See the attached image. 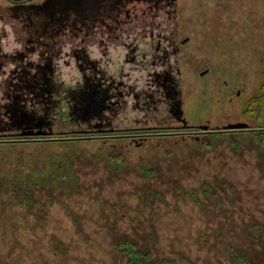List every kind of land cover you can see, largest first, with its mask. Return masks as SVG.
Segmentation results:
<instances>
[{"label": "rangeland", "instance_id": "374dc122", "mask_svg": "<svg viewBox=\"0 0 264 264\" xmlns=\"http://www.w3.org/2000/svg\"><path fill=\"white\" fill-rule=\"evenodd\" d=\"M37 1L0 0L4 49L25 43L26 28L42 32V9L26 5ZM59 1L61 56L53 65L62 87L98 72L136 96L115 98L110 123L102 122L124 133L0 141V264H127L118 235L148 248L150 264H230L227 244L264 259V137L244 113L264 82V0H96L92 23L88 0ZM128 45L138 50L133 58ZM170 83L187 123L251 129L177 130ZM6 89L0 73V108ZM26 91L23 109L37 111ZM4 131L19 132L0 112ZM59 163L72 175L65 187L38 178Z\"/></svg>", "mask_w": 264, "mask_h": 264}, {"label": "flooded vegetation", "instance_id": "af4514ba", "mask_svg": "<svg viewBox=\"0 0 264 264\" xmlns=\"http://www.w3.org/2000/svg\"><path fill=\"white\" fill-rule=\"evenodd\" d=\"M96 0H88L89 8L91 12L88 13L89 20H94L93 12L94 3ZM154 4H158L162 0H153ZM169 3L171 1L165 0ZM101 3V2H100ZM19 5L21 3H13ZM103 4V3H101ZM30 6H38L43 11V30L39 31L31 29L29 27V21L27 22L26 32H28V37L25 43L21 46H14L11 50L4 49L1 44L0 35V73L5 75L6 82V103L4 107L0 108V112L10 118V122L13 123L19 130V132H0V141H10L19 140L21 138L25 139H35V138H46L48 135L34 134L39 131H47L56 127L57 119L61 121V102L63 96H65L66 88L62 87V83L58 80L56 74L54 73L53 60L61 56V46H60V34L61 28V2L59 0H38L34 5L26 4ZM89 9V10H90ZM91 27V26H90ZM32 31L30 33L29 31ZM43 32H45L44 35ZM187 38H184L186 41ZM18 41V40H15ZM59 43V44H57ZM41 49L39 50V48ZM128 51L133 54L137 53L138 50L134 45L126 46ZM38 48V49H37ZM37 53V60L32 61L30 58L31 54ZM75 58L78 59L80 56L85 59V56L79 55L78 50H73ZM129 55V54H128ZM4 60L10 61L14 64V68H11L8 72L5 69ZM91 69H94V63L91 62ZM6 73L9 76H6ZM32 73L31 76L29 74ZM31 79L28 82V79ZM170 81V80H169ZM83 85L81 90H74L73 92H81L85 95L88 102V107L91 101V97L94 91H97L96 100L101 102L107 107L103 113L90 110L85 116H80L91 123L90 126H96V122L102 123L110 120L107 119L108 110L112 111L115 106V98L119 96H136V94L121 90L117 81H111L109 78L103 75H86L84 77V82L79 83ZM122 83L120 84V86ZM124 85V84H123ZM78 86V85H76ZM24 89L27 90L28 100L32 102L34 106H37L36 110H31L27 112L23 109V103L20 102L21 94L24 93ZM83 89V90H82ZM133 88L131 87V91ZM166 98L169 103V122L170 119L177 120L181 122L180 126H177V130H182L184 132H213V131H236V130H246L251 128H239V129H223L222 128H211L208 124H202L208 126L207 129L203 130L199 128L198 124L187 123V120L182 116L181 111V100L179 96V91L173 87V84H169V89L166 90ZM170 93V94H169ZM100 96L99 100L98 97ZM26 97V96H25ZM107 97V98H106ZM144 104L147 105L152 100L151 93L144 95ZM104 99V100H103ZM26 100V99H25ZM100 103V104H101ZM95 110V109H93ZM113 112V111H112ZM78 117V115H76ZM110 117V116H109ZM167 120V118H163ZM157 122H162V120L157 119ZM244 123V122H243ZM143 131H157L159 126L154 125L153 128H147L146 126L138 127ZM114 129H118L114 127ZM28 133V134H26Z\"/></svg>", "mask_w": 264, "mask_h": 264}, {"label": "trees", "instance_id": "16d2710c", "mask_svg": "<svg viewBox=\"0 0 264 264\" xmlns=\"http://www.w3.org/2000/svg\"><path fill=\"white\" fill-rule=\"evenodd\" d=\"M82 87L83 85L79 84L78 86L66 88V95L63 96L62 101L66 102L67 109L63 111V105L60 106L61 125L48 131L53 132L54 136L57 137L78 136L79 138H81V136H91L92 133H124V129L119 130L113 128V130L110 127L106 128V126H104L102 123L100 124L99 122H96V124H98L96 126H90V122H88L87 120L84 121L85 119L82 120L83 118L80 119L81 115L85 116L88 113V102L86 96L81 94V92L79 93L73 91L81 90ZM259 87V94L247 99L244 113L258 122L259 127H262L258 129L259 132L256 134L261 139L262 137H264V82ZM99 98L100 96L98 97V100ZM101 105L103 104L101 103ZM76 115L79 116L78 119ZM126 130L127 129H125V131ZM27 176L29 177L28 180H31L33 174L28 173ZM38 178L43 181H47L55 188H63L66 186L67 182L72 179V175L70 173V170L65 167L64 163H59L54 170H50L47 174L42 176L38 175ZM202 187L203 192L206 195L210 194L217 197L216 192L213 191L208 183L203 182ZM261 228L264 231V224L261 225ZM252 238L257 239L258 237L253 234ZM114 242L117 250L124 256V258H126L127 264H150L152 260L151 251L148 248L140 247L139 244L129 236L118 235L114 239ZM226 252L229 256L230 264H264V259H251L243 249H239L231 244L226 245Z\"/></svg>", "mask_w": 264, "mask_h": 264}, {"label": "water", "instance_id": "95a60500", "mask_svg": "<svg viewBox=\"0 0 264 264\" xmlns=\"http://www.w3.org/2000/svg\"><path fill=\"white\" fill-rule=\"evenodd\" d=\"M202 73H204V71ZM97 93H98L97 91H94L93 92V95L91 97V101H90V104H89L90 107H87V110H89V108H91L90 110H92V111H96V112H99V113H103V111H105L107 107H105V106H101L100 107L101 104L99 102H97V100H96ZM93 109H95V110H93ZM82 120H84V119H82ZM56 123H59L60 124L61 121L58 120V121H56ZM198 127L201 128V129H203V130H205V129H207L208 126H206V125H200ZM244 127H247V124L246 123L238 122V123H235V124L234 123L233 124H228L227 126H224L223 129H239V128H244ZM52 133L53 132H47V131H43L42 132V131H39V132H35L34 134L51 135ZM26 134H28V133H26Z\"/></svg>", "mask_w": 264, "mask_h": 264}, {"label": "crops", "instance_id": "0c3cea01", "mask_svg": "<svg viewBox=\"0 0 264 264\" xmlns=\"http://www.w3.org/2000/svg\"><path fill=\"white\" fill-rule=\"evenodd\" d=\"M103 50L101 51L102 54L104 55L105 53L107 54V52H109V50H106V48H108V46H105L104 44H102ZM105 49V50H104ZM128 50V48H127ZM128 52V51H127Z\"/></svg>", "mask_w": 264, "mask_h": 264}]
</instances>
